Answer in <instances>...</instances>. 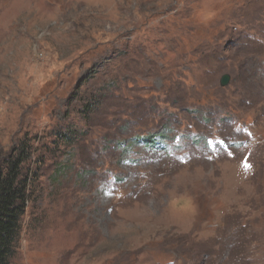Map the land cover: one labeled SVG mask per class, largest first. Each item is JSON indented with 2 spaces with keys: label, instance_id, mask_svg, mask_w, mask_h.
Returning <instances> with one entry per match:
<instances>
[{
  "label": "rangeland",
  "instance_id": "1",
  "mask_svg": "<svg viewBox=\"0 0 264 264\" xmlns=\"http://www.w3.org/2000/svg\"><path fill=\"white\" fill-rule=\"evenodd\" d=\"M25 136L10 264H264V0H0V159Z\"/></svg>",
  "mask_w": 264,
  "mask_h": 264
},
{
  "label": "trees",
  "instance_id": "2",
  "mask_svg": "<svg viewBox=\"0 0 264 264\" xmlns=\"http://www.w3.org/2000/svg\"><path fill=\"white\" fill-rule=\"evenodd\" d=\"M76 136L69 131L61 134L59 140L71 144ZM33 153V145L25 136L17 148L0 159V264H10L15 256L21 221L31 199L32 185L37 182L31 169L27 170Z\"/></svg>",
  "mask_w": 264,
  "mask_h": 264
},
{
  "label": "water",
  "instance_id": "3",
  "mask_svg": "<svg viewBox=\"0 0 264 264\" xmlns=\"http://www.w3.org/2000/svg\"><path fill=\"white\" fill-rule=\"evenodd\" d=\"M231 77L229 75H225L221 80V86L226 87L230 84Z\"/></svg>",
  "mask_w": 264,
  "mask_h": 264
},
{
  "label": "snow or ice",
  "instance_id": "4",
  "mask_svg": "<svg viewBox=\"0 0 264 264\" xmlns=\"http://www.w3.org/2000/svg\"><path fill=\"white\" fill-rule=\"evenodd\" d=\"M244 169H245L246 172H249V171L252 170V165L250 163L246 162L245 165H244Z\"/></svg>",
  "mask_w": 264,
  "mask_h": 264
}]
</instances>
